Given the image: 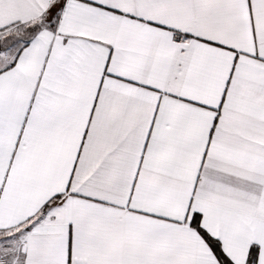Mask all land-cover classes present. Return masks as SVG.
<instances>
[{
  "label": "snow or ice",
  "instance_id": "snow-or-ice-1",
  "mask_svg": "<svg viewBox=\"0 0 264 264\" xmlns=\"http://www.w3.org/2000/svg\"><path fill=\"white\" fill-rule=\"evenodd\" d=\"M0 264H264V0H0Z\"/></svg>",
  "mask_w": 264,
  "mask_h": 264
}]
</instances>
